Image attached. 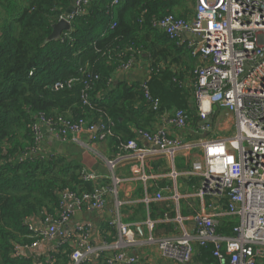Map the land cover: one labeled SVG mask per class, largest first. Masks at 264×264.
<instances>
[{
    "label": "built area",
    "instance_id": "2783aa9c",
    "mask_svg": "<svg viewBox=\"0 0 264 264\" xmlns=\"http://www.w3.org/2000/svg\"><path fill=\"white\" fill-rule=\"evenodd\" d=\"M118 3L119 0H113L112 4ZM88 4L89 0H74L76 11L68 19L70 24L75 15L85 13ZM152 27L198 60L189 73L190 87L200 120L198 131L206 138L199 141L185 139L182 134L189 128L192 116L187 110L175 109L160 117L167 118L178 133L172 135L158 126L154 131L139 129L135 131L136 137L143 138L150 147L140 145L134 138L120 143L119 149L131 153L141 162L158 154L174 159L177 155L190 157L195 153L186 173L200 179L201 188L197 195L201 199L208 196L225 202L229 215L236 220L230 232L224 234L220 232L214 214L199 210L189 217L195 224L193 234L186 231L178 238H164L157 242V246L162 256L175 264L193 262L197 253L195 246L199 250L210 248L219 264L264 262V0H196L194 14L190 18L167 15L154 20ZM66 37L67 32H64L60 39ZM126 54H130L128 60H125ZM134 54V49L128 47L118 54H110L108 58L118 59L119 72L126 73L141 68ZM152 73L149 66L140 87L150 109L158 113L160 100L153 97L149 89ZM99 79L97 73L86 67L81 70L80 77L56 82L52 89L60 91L82 84V103L90 107L88 93ZM221 111L233 117L236 132L230 137L214 138L211 137L214 126L207 120L210 116L215 120V114ZM113 126L111 119L93 123L84 117L73 120L40 112L29 124L34 142L25 156L54 154L45 148L42 128L63 145L80 144L79 137L87 133L89 143H82L86 147L112 138ZM117 162L109 160L108 167L114 170ZM81 179L94 184L93 190L79 192L65 188L58 193L55 215L45 212L41 216L28 217L25 224L29 233L26 237L30 240L14 243L12 258H32L37 263H51L55 254L68 246L71 248L69 264L139 262L138 256L125 249L135 244V233L130 225L120 220L121 202L118 199L115 202L117 216L109 223L118 229L116 240L103 239L100 243H93L90 221H81L72 230L67 229L77 211L88 214L103 211L107 197H117L123 181L114 174L105 177L85 168L81 171ZM149 200L147 198L146 202ZM154 200L161 202L165 197L157 192ZM147 226L153 230V221L148 220ZM148 241L153 243L154 239L151 237ZM44 246H47L45 251L42 250Z\"/></svg>",
    "mask_w": 264,
    "mask_h": 264
},
{
    "label": "trees",
    "instance_id": "16d2710c",
    "mask_svg": "<svg viewBox=\"0 0 264 264\" xmlns=\"http://www.w3.org/2000/svg\"><path fill=\"white\" fill-rule=\"evenodd\" d=\"M73 2L0 0V264H69L68 246L53 262L37 263L12 258L13 244L30 240L28 217L56 214L61 190L94 188L81 179L83 166L73 153L25 156L34 142L29 124L38 113L93 123L111 119L118 149L136 138V130L154 131L161 115L175 109L187 110L192 118L196 113L191 90L180 86L172 70L183 53H190L152 27L167 15L190 18L196 0H119L116 5L113 0H89L85 13L71 20L68 37L49 40L53 25ZM128 47L137 60L150 62L149 89L160 100L158 113L150 109L140 83L113 84L119 62L108 56ZM129 58L126 54L125 60ZM86 67L100 76L88 93L90 107L82 103V84L52 89L56 82L80 77ZM200 251L215 264L210 248Z\"/></svg>",
    "mask_w": 264,
    "mask_h": 264
},
{
    "label": "crops",
    "instance_id": "0c3cea01",
    "mask_svg": "<svg viewBox=\"0 0 264 264\" xmlns=\"http://www.w3.org/2000/svg\"><path fill=\"white\" fill-rule=\"evenodd\" d=\"M197 64L198 60L187 53H183L179 62L173 64L172 70L178 74L176 79L182 88L191 90L189 71ZM149 66V60L139 59L138 67H141L140 69H132L129 72L115 75L113 84L118 81L130 84L140 83L146 77ZM192 99L193 104H195L193 94ZM215 115V120L211 124L214 126L213 133L216 131L224 132L225 129L229 130V123H232L231 130L234 135L236 128L233 117L226 111L217 112ZM193 116L189 128L182 135L187 140L199 141L206 137L198 131L200 120L195 112ZM156 125L158 128L168 130L172 135L178 133L165 117L158 118ZM42 131L46 140L45 148L49 152L73 153V156L87 171L96 172L105 177L114 174L123 179L118 189V196L109 195L106 208L103 211L90 214L77 211L67 226L68 230H72L81 221H90L93 225L91 232L93 243H100L104 240L114 241L118 238L117 227L109 226L110 221L112 222L113 218L117 216L116 199L121 202L120 220L124 224L130 225L135 233V244L127 246L125 249L130 254L139 257L137 264H175L162 256L157 242L164 238L181 237L186 231L193 234L195 224L189 217L199 210L216 216L221 233L230 232V229L236 224V220L229 215L225 202L213 200L208 196L201 199L197 195L201 188V181L186 173L191 167L195 153L190 157L182 154L177 155L174 159L164 154H158L149 156L141 162L131 153L118 149L117 143L112 138L94 142L84 147L82 143H89V134L84 133L79 137L80 144L68 143L63 145L56 142L45 128H42ZM225 137L229 136L221 138ZM136 139L140 145L150 147V144L143 138L136 137ZM109 160L118 161L114 170L108 167ZM157 192L164 195V201L154 200ZM147 198L150 199L148 202H146ZM148 220L153 221V230L147 226ZM151 237L154 239L153 243L148 241ZM46 249L47 246L42 247V250L45 251ZM195 251L197 253L194 261L189 264H212L207 256L201 255V251L196 246ZM214 259L215 264H219L218 259L215 257ZM258 264H264V262L261 261Z\"/></svg>",
    "mask_w": 264,
    "mask_h": 264
},
{
    "label": "water",
    "instance_id": "95a60500",
    "mask_svg": "<svg viewBox=\"0 0 264 264\" xmlns=\"http://www.w3.org/2000/svg\"><path fill=\"white\" fill-rule=\"evenodd\" d=\"M75 11L76 8L73 5L66 10L64 14V18L60 19L58 23L53 25L52 33L48 38L49 40L51 41L59 40L64 32H68L71 30V24L68 21V19ZM207 122L212 124L214 122V116H210Z\"/></svg>",
    "mask_w": 264,
    "mask_h": 264
},
{
    "label": "rangeland",
    "instance_id": "374dc122",
    "mask_svg": "<svg viewBox=\"0 0 264 264\" xmlns=\"http://www.w3.org/2000/svg\"><path fill=\"white\" fill-rule=\"evenodd\" d=\"M187 3L189 4V2H187ZM192 7L194 8V5L193 4H192ZM232 121H233V119H232ZM229 125H230V129L229 130L225 129L224 132L216 131L215 133L212 134V136L213 135H214V137H223V136H229L230 137V136H232L233 135V132L231 130V126H233V124L232 123H229ZM43 150H45V148H43Z\"/></svg>",
    "mask_w": 264,
    "mask_h": 264
}]
</instances>
